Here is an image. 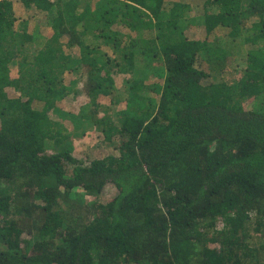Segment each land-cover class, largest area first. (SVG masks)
<instances>
[{
	"label": "trees",
	"instance_id": "trees-1",
	"mask_svg": "<svg viewBox=\"0 0 264 264\" xmlns=\"http://www.w3.org/2000/svg\"><path fill=\"white\" fill-rule=\"evenodd\" d=\"M34 27L43 42L28 50ZM122 28L155 30L143 40L162 65L135 69ZM218 31L226 42L251 32L245 54L212 46ZM87 33L120 52L128 77L116 120H98L111 152L84 163L51 112L73 46L93 116L110 112L97 97L113 84L96 76ZM107 187L90 204L77 194ZM251 220L264 228V0H0V264H260Z\"/></svg>",
	"mask_w": 264,
	"mask_h": 264
},
{
	"label": "rangeland",
	"instance_id": "rangeland-1",
	"mask_svg": "<svg viewBox=\"0 0 264 264\" xmlns=\"http://www.w3.org/2000/svg\"><path fill=\"white\" fill-rule=\"evenodd\" d=\"M92 1L96 2L97 0ZM18 13H20L19 10ZM180 21L181 25L189 28V30L191 31L190 35L194 36L200 34L198 25L200 24V20L198 19V17L189 16L186 19H181ZM248 24H250L249 21L247 22L246 26H248ZM33 26L35 25L31 24L28 27V30H31ZM113 27L115 29L118 27V25ZM120 30L121 31L119 32H121L122 42H125L128 36H131L135 40V46L133 47V62L135 69L143 71L147 64L150 65L153 62V64H155L156 66L162 65L161 55L158 53L157 56L152 58L151 52L144 42L145 39H149L154 36L155 30H149L147 28H143L138 32H130L127 28H122ZM45 31L46 30H44V32ZM32 33L34 41L31 43V45H29L28 50H32L33 48H40L43 42L44 36L40 33L38 28L34 27ZM250 35L251 32L243 31L235 39H231L226 42L224 40L222 31H218L211 35L209 37V40H212L210 42L212 46L222 47L224 51H226L230 56L228 58H238L245 54L246 44L244 39L245 37ZM84 42L92 50L90 55L95 59L97 63L96 76L98 77V79L111 81L113 84L111 88V95H99L97 97L98 104H104L106 108L110 109V112L108 114H105V110H103L104 106L101 105L102 107L99 108V111L96 113L97 119L93 116V112L96 109H94L95 107H93V105L89 103V98L87 95H85L83 90L87 73L82 66V61L80 59L81 51L79 48L73 46L71 48L69 47L66 51L72 57V61L68 66L69 71L66 72L67 79L66 81L64 80L65 84H67L63 92L64 96L62 98H57L55 104L56 109L51 112V116L55 119H58L63 124V135L68 136L66 141L71 145V154L75 158L86 163L93 158V150L101 148L106 150L107 152H111L108 144L100 145L98 141V135L101 134L100 130L104 127V125L101 122H98V120L99 118L100 120L102 118H104L105 120H116L117 110L124 107L125 100L127 98L125 79H127L128 73L119 71V69L125 65V61L122 59V57H120V52H114L110 44H104L102 38L94 39L89 33H87L84 36ZM17 57L18 59H20V56ZM108 58H110V60ZM113 60H115V62ZM203 65L206 67L205 63ZM147 71L150 77L153 79H159L163 76V68L161 70H154L149 67V70ZM227 75L228 73L225 74L226 78ZM238 75V72H236L235 70H231V73L229 75V82L236 80ZM131 77L137 79V75L134 76V74H131ZM151 78H144L143 81H150ZM144 92L147 95H151L154 97L156 95L154 92L151 93L148 89H145ZM82 118L86 120H83L81 122L78 121ZM46 143L47 146H52L53 144L52 141H48ZM111 193L112 189L107 187L99 196L88 193L80 194L79 192L77 194L82 195L81 201L83 204H90L96 202L100 196L104 198L106 196H110ZM221 225L222 224L220 222L218 224V228H220ZM255 227V221L251 220V222L248 224V235L246 238V242L250 248L258 249L260 252L258 258L252 259V261L254 263L259 262L260 264H264V249H260V247L264 245V228L256 230Z\"/></svg>",
	"mask_w": 264,
	"mask_h": 264
}]
</instances>
